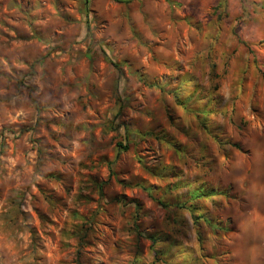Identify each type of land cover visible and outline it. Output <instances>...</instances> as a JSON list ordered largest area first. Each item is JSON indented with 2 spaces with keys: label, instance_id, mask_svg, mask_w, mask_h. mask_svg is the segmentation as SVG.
Returning a JSON list of instances; mask_svg holds the SVG:
<instances>
[{
  "label": "clouds",
  "instance_id": "1",
  "mask_svg": "<svg viewBox=\"0 0 264 264\" xmlns=\"http://www.w3.org/2000/svg\"><path fill=\"white\" fill-rule=\"evenodd\" d=\"M0 264H264V0H0Z\"/></svg>",
  "mask_w": 264,
  "mask_h": 264
},
{
  "label": "rangeland",
  "instance_id": "2",
  "mask_svg": "<svg viewBox=\"0 0 264 264\" xmlns=\"http://www.w3.org/2000/svg\"><path fill=\"white\" fill-rule=\"evenodd\" d=\"M178 110L182 111V109L179 108V107H178ZM154 139H155V138H154ZM163 146H164V142H161V147H163Z\"/></svg>",
  "mask_w": 264,
  "mask_h": 264
}]
</instances>
